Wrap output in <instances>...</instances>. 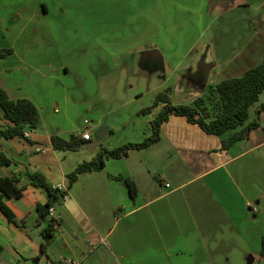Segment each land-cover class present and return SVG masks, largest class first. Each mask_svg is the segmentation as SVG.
<instances>
[{"label": "crops", "instance_id": "1", "mask_svg": "<svg viewBox=\"0 0 264 264\" xmlns=\"http://www.w3.org/2000/svg\"><path fill=\"white\" fill-rule=\"evenodd\" d=\"M55 2L59 3L55 17L62 23L68 17L64 3L83 0H21L15 12L20 14L16 18H27L22 33L48 37V3ZM76 16L70 24L74 34L86 36V42H75L73 47L92 50L97 57L104 45L113 57L127 51L132 58L137 55L143 76L148 82H157L149 92L151 101L170 89L173 105L193 106L210 87L242 76L264 59V0H91L90 9L77 11ZM11 18L5 16L0 35L15 26ZM150 52L155 54L143 60ZM96 59L99 70L95 74V67H89L88 76L101 75L104 81L114 74L112 61ZM26 60L14 52L0 59V85L11 99L31 101L22 85L29 86L37 75L56 81L76 77L78 65L87 62ZM132 61L122 65L130 67ZM15 74H20L24 83L17 82ZM88 93L98 95L81 92ZM143 96L137 92L131 103ZM161 107H152L148 114L137 113L135 120L123 116L106 124L105 135L94 151L83 148L95 140L99 129L93 124L91 140L76 151L52 147L51 137L63 135L60 129L47 128L40 133L37 128L29 140L2 139L0 150L12 164L0 169V178L15 175L25 187L21 199H4L16 224L0 213V223L21 237L14 252L17 262L264 264V118L246 140L223 151L221 141L228 134L209 136L186 118L171 116L157 143L144 150H129L121 159L106 160L102 170L82 174L62 202L53 207V213L39 220L36 205H45L47 198L29 184L24 171L40 172L52 187L65 190L67 175L78 165L91 162L102 149L138 144L149 137L150 122ZM254 119L249 114L248 123ZM82 129L83 125L73 128L69 138ZM119 134L121 141H109ZM132 136L135 140H130ZM118 175L135 183L134 200L115 179ZM252 208L256 212H251ZM50 220L54 224L52 239L35 262L44 243L39 235ZM32 226L36 227L37 242L24 233ZM26 248L29 257L21 255Z\"/></svg>", "mask_w": 264, "mask_h": 264}, {"label": "rangeland", "instance_id": "2", "mask_svg": "<svg viewBox=\"0 0 264 264\" xmlns=\"http://www.w3.org/2000/svg\"><path fill=\"white\" fill-rule=\"evenodd\" d=\"M20 2L21 0H0V24L6 21V15L11 16V20L15 24L13 28H9L10 31L7 34L0 35V51L11 49L12 53H16L25 61L30 57V61H42L41 63L47 61H87L78 65L75 73L76 77H60L61 80L56 81L47 78L42 79V76L37 75L35 80L29 83V86L22 85L23 91L31 96V102L37 109L39 121L42 122L38 127L40 133H44L47 128L60 129L63 134L60 137L68 140V134L73 128L82 126L84 119L90 121L95 127L98 126L97 129L100 131L103 128H107L105 127L106 124L117 122L123 116H128L135 120L141 110L153 105L154 99L151 101L149 92L157 82L154 83L153 81L155 80L148 82V78L143 76L145 72L142 73L140 71L141 67H138L141 61L138 60L137 55L133 54L135 56L134 59V56L132 58V53L127 51L113 57L112 53L105 51L108 50V47L104 45L105 50H101L100 56L97 57L92 55V50L86 51L73 47L75 42L77 44L85 43L86 36L80 33L74 34L75 29L70 24V20L75 21L78 19V16L73 17L77 11L89 10L91 0H83V2L79 3H64L63 6L68 13V17H64L62 23L55 17L58 13L59 3L55 2V5L48 3L49 15L46 22L51 23L48 37L42 34L31 37L27 36L26 33H22L21 26L26 23L27 18H16L20 14L15 12L17 9L15 5L20 4ZM69 16L73 19H70ZM49 39L51 40L49 45L50 50H52L51 56L47 53V42ZM135 44L138 45L139 40ZM7 56L0 59H4ZM190 57L192 58V56ZM96 58H103L113 62L111 69L114 74L104 81H102L103 78H100L101 75L97 78L88 76L89 67L90 69H92V66L95 67V74L99 70L95 66V62L98 61ZM123 61H132V64L127 67L122 65ZM15 80L24 83L20 74H15ZM84 90H88L93 94L97 92L98 95H93L92 97L89 93L88 96L83 95L81 92ZM137 92H141L144 95L142 100L131 103V99L135 98L134 96ZM262 104H264V93L259 96L258 102L250 109L249 114L252 119L256 118V112ZM117 108L118 110L115 111L114 109ZM55 110L57 112H54ZM131 119L129 120L132 121ZM119 136L120 134L116 138H109V141L115 142L117 139V141H121ZM129 138L130 140H135L136 137L132 136ZM1 141L3 140L0 138ZM35 230L36 227L32 226L29 230L24 231L27 237L29 236L33 239V242L38 240L36 239L38 234ZM18 237L11 228L0 223V264H20L17 262L16 254L14 253L16 245L22 241L21 237ZM41 239L43 240L42 236ZM29 251L26 248L21 255L29 257Z\"/></svg>", "mask_w": 264, "mask_h": 264}, {"label": "trees", "instance_id": "3", "mask_svg": "<svg viewBox=\"0 0 264 264\" xmlns=\"http://www.w3.org/2000/svg\"><path fill=\"white\" fill-rule=\"evenodd\" d=\"M12 50H1L0 58L10 55ZM170 89L157 94L152 107L162 105L157 116L150 122L151 134L138 144H126L112 150L102 149L91 162H84L67 175L65 190L52 187L40 172L24 171L23 175L35 189L45 193V205H36L39 220H45L50 208L59 205L67 196L69 189L82 174L100 171L105 161L121 159L129 150L140 151L157 143L160 139L162 126L171 116L184 117L187 122L197 125L199 129L209 136L221 137L228 134L221 141V150L227 151L234 144L244 141L254 129L258 128L264 118V104L256 112V118L248 123L251 107L264 93V59L256 66L248 69L240 77L226 79L214 87H210L205 96L198 98L193 106L173 105L170 98ZM143 109L141 114H148L151 108ZM0 138L11 140L23 138L24 131L36 130L39 127V116L36 107L28 99H11L7 91L0 85ZM52 147L61 151H76L84 145L79 137L71 135L64 140L57 135L51 137ZM12 162L0 150V169L8 167ZM127 189L129 197L134 200L137 188L133 180L118 175L115 177ZM25 187L20 186L17 176L0 178V213L12 224L15 216L5 204L4 199L19 200L24 196ZM53 220L41 231L44 243L40 246V255L35 258L38 262L40 256L45 254L47 245L53 236ZM261 256H264V238L261 240Z\"/></svg>", "mask_w": 264, "mask_h": 264}, {"label": "built area", "instance_id": "4", "mask_svg": "<svg viewBox=\"0 0 264 264\" xmlns=\"http://www.w3.org/2000/svg\"><path fill=\"white\" fill-rule=\"evenodd\" d=\"M94 127L90 121L85 120L83 122V129L77 134V137L81 138L83 141H90ZM33 134V130H26L23 134L24 140H29ZM251 212H256V208H252ZM48 213L51 215L53 213V208H50ZM66 264H77L71 260H66Z\"/></svg>", "mask_w": 264, "mask_h": 264}, {"label": "water", "instance_id": "5", "mask_svg": "<svg viewBox=\"0 0 264 264\" xmlns=\"http://www.w3.org/2000/svg\"><path fill=\"white\" fill-rule=\"evenodd\" d=\"M154 54H155L154 52H150V53L145 54V56L143 57V60L148 58L149 55L153 56ZM105 131H106L105 128H103L102 130L98 131L95 134V140L90 142V143H87L83 148L88 150V151H94L95 148L97 147L98 143L103 139V137L105 135Z\"/></svg>", "mask_w": 264, "mask_h": 264}]
</instances>
